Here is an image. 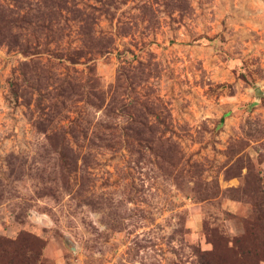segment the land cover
Returning a JSON list of instances; mask_svg holds the SVG:
<instances>
[{"label": "rangeland", "instance_id": "374dc122", "mask_svg": "<svg viewBox=\"0 0 264 264\" xmlns=\"http://www.w3.org/2000/svg\"><path fill=\"white\" fill-rule=\"evenodd\" d=\"M0 238L264 264V0H0Z\"/></svg>", "mask_w": 264, "mask_h": 264}, {"label": "trees", "instance_id": "16d2710c", "mask_svg": "<svg viewBox=\"0 0 264 264\" xmlns=\"http://www.w3.org/2000/svg\"><path fill=\"white\" fill-rule=\"evenodd\" d=\"M12 243H13L12 240L0 238V264H32L33 260L31 256L27 254L23 249L22 251L17 252V247L13 246L10 254H7L5 252V250L8 249V244H12ZM234 245L228 244L227 241L226 242L224 241L220 246L212 244V247L208 251L204 252L201 255V258L207 256V257H211L213 261H217L222 259V255L227 254L229 255V257L233 259L229 258V260L231 261L230 263H227L225 261H220L222 262V264H241V261L237 257V254H241V252H245L246 254L252 253L251 255H248L249 257L248 264L256 263L255 259L259 257L254 255L257 254L254 250L242 251L241 249H235ZM261 256L264 257V255ZM200 264H204V262H201Z\"/></svg>", "mask_w": 264, "mask_h": 264}, {"label": "water", "instance_id": "95a60500", "mask_svg": "<svg viewBox=\"0 0 264 264\" xmlns=\"http://www.w3.org/2000/svg\"><path fill=\"white\" fill-rule=\"evenodd\" d=\"M259 91V89H256V91L255 92H258Z\"/></svg>", "mask_w": 264, "mask_h": 264}]
</instances>
